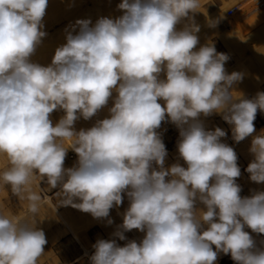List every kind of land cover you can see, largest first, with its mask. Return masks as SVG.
<instances>
[{
	"label": "clouds",
	"instance_id": "clouds-1",
	"mask_svg": "<svg viewBox=\"0 0 264 264\" xmlns=\"http://www.w3.org/2000/svg\"><path fill=\"white\" fill-rule=\"evenodd\" d=\"M47 7L48 0H0V155L9 162L0 181L29 202L27 213L0 212V264H38L44 253L46 236L36 227L41 197L31 189L37 174L60 186L62 205L95 219L109 218L126 195L114 235L125 240L135 229L143 238L123 246L97 240L90 264H214L221 252L236 264H264V247L245 230L264 234V191L240 195L237 153L221 141L224 130H206L200 119L220 115L236 143L252 136L246 171L264 183V131L253 136L264 92L247 99L233 91L243 76L226 72L229 57L212 44L197 49L200 0H122L121 16L66 29V42L44 65L33 57L47 36ZM110 99L108 117L75 129ZM165 121L180 131L186 166H165L157 131ZM69 148L78 161L65 168Z\"/></svg>",
	"mask_w": 264,
	"mask_h": 264
},
{
	"label": "rangeland",
	"instance_id": "rangeland-1",
	"mask_svg": "<svg viewBox=\"0 0 264 264\" xmlns=\"http://www.w3.org/2000/svg\"><path fill=\"white\" fill-rule=\"evenodd\" d=\"M64 1L67 3L65 5L64 4L62 5ZM78 1L77 0H59V1L55 0L54 2H52L53 5L57 9H59V11H61L60 8H62L63 11L65 10V13L68 12V15L63 13V16L64 14L66 15L64 18L65 19L67 18L66 19L67 21H65L62 18V21L60 23L53 26V28H58L60 24L61 25L63 23L66 24L67 22L66 25L64 24L65 26L62 29L63 31H61L63 33V34L61 33L62 36L66 35V32H65L66 29H70L72 25H75V22L77 20H82L86 18V19L91 20L92 23L94 24L97 21V19L100 18V17L93 18L91 16L90 18L89 15H84V14H87L89 7L92 5V0H89V1L86 0L88 4L87 3L85 4L84 1L83 3H80ZM103 1L104 0H102L101 2L100 0L101 3H103ZM108 1H105L106 3L104 2L103 5L105 6L107 4L106 7H108L109 4L111 3V1L107 3ZM118 1L122 2V0H117V3ZM69 2L71 3V5L68 4ZM77 2L78 4H76ZM52 3H50L51 6H53ZM200 3H201L200 11L193 14L195 18L194 22L197 25H199V27L201 26L200 31L197 33L199 41H201L203 38L207 39V37H209L208 34H210L211 43L212 45L215 46V49L217 50V52L226 54L229 57L227 61L230 64H233L234 57L225 50V48L223 47V44L221 43L218 37L219 35L226 33V31H228V28L232 24L237 23L241 20L240 12L237 10L236 6L231 0H200ZM56 4H59V6H56ZM112 4L113 3H111V8H112ZM63 6L65 7V9H63ZM85 6L87 8H85ZM69 7L71 8V10ZM72 7H75L73 9L75 10V13L73 12ZM231 8H234L235 11L231 15H228V11ZM113 10H114V15L115 13L118 14L117 12L118 7L116 3H115ZM63 11H61V16H62ZM70 11L71 13L73 12V14L69 15ZM83 11L85 12L83 13ZM122 14L120 13L119 15L121 16ZM46 15L47 14H45V16ZM119 15H115V16L119 17ZM103 17H106V16L104 15ZM117 17H114V18H117ZM68 19L69 20L71 19V20L69 21ZM211 20L215 22L216 30H215V27L208 28L210 27L209 24ZM183 22L177 25L178 29H182L185 24L189 23L187 19H185ZM257 30L258 32L259 31L261 32V29L259 26ZM77 31H78V28H77ZM200 46H205V44L199 42L197 45V49ZM57 47L58 46H55L52 49L51 48L50 49L47 48L44 50L41 49V51H38L39 49H37V52L34 55L35 58L33 57V59L34 60L36 59L38 61L41 58L43 59L44 56L42 57V55H45L43 61L47 65L51 63L52 57L54 55L53 50L55 51ZM45 51L46 52L48 51L47 52L48 55L44 53ZM51 52H53V54H51ZM41 61L42 60L38 62L41 64H44ZM239 71L241 72V74L242 72L245 74L244 71L242 70H239ZM244 74L242 75L243 77H244ZM161 78H163V73L161 74ZM244 79L245 78H243L242 80ZM242 80L236 83L237 85L236 86L234 85L232 90L234 91L237 88L236 91H238L239 87L237 86L242 85L241 88L243 91H241L242 93L239 91V93L243 94L244 98L251 99L255 97L253 96L254 94L251 95L250 93H247L249 91L245 92L247 94H244V91H246L248 85L246 82H242ZM244 85L246 86L245 87L246 89L243 87ZM261 91L264 92V83L261 85ZM115 95L116 93L114 92L113 97H115ZM158 102L161 103L162 106H164L163 100H160ZM112 106H113V100L110 99L109 104L105 108L100 110V112L96 116L91 118L90 120H84L83 118H81L78 121H76L75 129L79 131L81 128L87 129V128L92 127L95 124L96 120L104 119L109 116L108 108ZM63 115H64V112L62 110L54 111L51 114L50 118L55 124V122H57ZM200 119L203 121L206 130H215L216 127H219L222 130H224L226 133V136L224 138H226L228 145L233 147V149L237 153L238 166L241 169V174H244L245 176V181H243L242 175H240V177L237 178V181H236L242 189L240 195L242 197L251 196L254 191H264V183L257 184V183L252 182L249 178L250 174L246 171L248 164L253 159V156L249 151L250 146H251L252 136L247 137L245 140L239 143H236L232 138V127L233 126L225 122L221 118L220 115L212 114L208 117L201 116ZM254 125H255L256 131L253 133V136L261 134V132L264 131V112L258 110L256 119L254 121ZM157 131L160 134L166 146L167 153H168L166 157V161H165V166L170 167L174 163H180L182 166H186L184 164V161L182 159H179L178 151H177V143L180 139L179 129L171 122L165 121V122H162L161 127ZM224 138H221V141L223 143H225ZM65 146L67 147L68 144L66 143ZM77 161H78L77 154L71 148H69L67 151L66 158H65L64 167L72 168L73 166L77 164ZM8 166H9V162L7 158L3 155H0V172L6 170ZM31 189L33 192H35L41 197V201H40L41 206L39 210V215L36 217L37 219L36 227L44 231L46 240H47V243L44 246V253L39 258L38 264H90L89 257L95 251L93 245L97 242V240L115 239L118 245L123 246L129 240H136L137 242H139L144 236V233L138 230H135V229L124 233L126 237L125 240H119L118 237L114 235L115 232L121 230L120 226L123 223V213L129 206V201L126 195L124 196L123 202L119 207H113L110 210L109 218L95 219L90 213L82 212L71 206L62 205L59 201V198L56 195L60 191V186L58 185L56 188H50L49 185L47 184L46 177L44 180L41 181L39 175L38 174L35 175L31 183ZM47 198L49 201L47 200ZM76 202H79V201L77 200ZM28 203L29 202L27 199L20 200L17 196H15L11 192L10 185H5L2 181H0V212H3L5 214L10 213L13 215H21L23 213H27ZM197 206L201 208L203 207V205H200V204H198ZM108 219L112 220L111 224L108 223ZM254 240L256 241L258 247H264V243H262L264 242V234H258ZM213 248L215 250V246H213ZM219 255L220 253H218V256ZM220 263L221 264H236V262L232 260L230 255H225V254H223L222 257H220Z\"/></svg>",
	"mask_w": 264,
	"mask_h": 264
},
{
	"label": "bare ground",
	"instance_id": "bare-ground-1",
	"mask_svg": "<svg viewBox=\"0 0 264 264\" xmlns=\"http://www.w3.org/2000/svg\"><path fill=\"white\" fill-rule=\"evenodd\" d=\"M54 1L55 0H48V7L46 9L47 15L44 16L46 18H43L44 31L47 33V36L43 39L41 46L38 47V49H39L38 51H41V49L44 50L47 48L52 49L55 46H60L61 44L66 42L65 36L61 35V33H62L61 31H63L62 29L67 24V22H66V24L65 23H63L62 25L60 24V26L58 28H53V26L60 23L62 21V18L65 21H67L66 20L67 18L65 19L64 17L66 16L65 14L68 15V12L65 13V10L63 11L62 8L59 7L61 9V11H63L62 16H61V11H59V9H57L52 3ZM56 1H59V0H56ZM83 1L85 2V4L87 3L86 0H79L78 2L83 3ZM105 1H108V0H104L103 3ZM110 1H111V3H113L112 8H111V3L109 4L108 7H106L107 4L104 6L103 3H101L102 0H101V2H100V0H92V5L90 7L88 6L89 10L87 11V9H86L87 14H84V15H89V17L91 16L93 18L94 17H103L105 15L106 17L114 19V17H117L115 15H119L120 13L122 14V11L118 9V11H117L118 14L115 13V15H114V10H113L115 3L118 6V3L121 1H118V3H117V0H114V1L110 0ZM110 1H108L107 3H109ZM231 1L234 3L237 10L240 12L241 20L237 23L232 24L228 28V31H226V33L221 34L218 37L219 40L221 41V43L223 44V47L225 48V50L230 55H232L234 57V63L230 64L228 61H226L224 67H225V70L228 74H231L232 72H236V71L241 73L239 70L244 71L245 74L242 72V75L244 74L243 78H245L246 80L244 79V80H242V82H246L248 85L247 89L245 88L246 87L245 85L243 86L246 89V91H244V94L250 93L251 95L254 94L253 96H256V94L258 92H262L261 91V85L264 83V48H263L264 47V1L259 0L257 5L251 4V2H252L251 0H247V1H245V0H243V1L242 0H231ZM64 2L62 3V5L63 4L65 5L67 3V2H65V3ZM73 2H75V1H73ZM78 2L76 4H78ZM50 3H52L53 6H51ZM68 4L71 5L70 2ZM56 6H59V4H56ZM69 8H68V10H69ZM74 8L75 7H72V10ZM85 8H87V7L85 6ZM63 9H65L64 6H63ZM70 10H71V8H70ZM115 11H116V9H115ZM119 11H120V13H119ZM73 12L75 13V10H73ZM73 12L71 13V11H70L69 15L73 14ZM84 12L85 11H83V13ZM63 13H65L64 16H63ZM203 18H204V16H203ZM211 22H213V21L211 20ZM208 24H209V22H208ZM206 26H208V25H206ZM258 26L261 29V32L259 31L260 33L257 30ZM208 28H211V27H208ZM215 30H216V27H215ZM203 33H205V32H203ZM208 35H209V37H207V39L203 38L199 42L204 43L205 45L212 44L211 40H210V34H208ZM214 35H215V33H214ZM47 52L45 51L44 53H46L48 55ZM53 52H54V50H53ZM53 52H51V54H53ZM37 56H38V54H37ZM43 56L45 57V55H42V57ZM44 57H43V59H44ZM43 59L41 58L38 61L40 62V60H42L41 62L44 63ZM35 61H37V60L35 59ZM44 65H46V64L44 63ZM236 85L237 84H235V86ZM241 86H237V87H239L238 91H236L237 88L234 87V88H236L234 91H236V92L243 91ZM247 91H249V92H247ZM245 92H247V93H245ZM242 96H243V94H242ZM224 142L226 144H228L226 141V138H224ZM241 175H242L243 181H245L244 174H241ZM47 200H48V198H47ZM245 230L249 231V233L253 236L254 239L258 235V234L256 235V233H252L250 229L246 228ZM222 255H223V253L221 252L220 255L218 256L217 260L214 262V264H221L220 263V257H222Z\"/></svg>",
	"mask_w": 264,
	"mask_h": 264
},
{
	"label": "built area",
	"instance_id": "built-area-1",
	"mask_svg": "<svg viewBox=\"0 0 264 264\" xmlns=\"http://www.w3.org/2000/svg\"><path fill=\"white\" fill-rule=\"evenodd\" d=\"M258 2H259V0H254V1L251 2V4L257 5ZM234 11H235L234 8L229 9L228 15H231Z\"/></svg>",
	"mask_w": 264,
	"mask_h": 264
}]
</instances>
